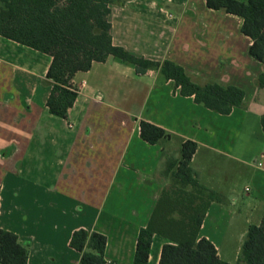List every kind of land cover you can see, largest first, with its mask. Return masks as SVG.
<instances>
[{
  "label": "crops",
  "instance_id": "0c3cea01",
  "mask_svg": "<svg viewBox=\"0 0 264 264\" xmlns=\"http://www.w3.org/2000/svg\"><path fill=\"white\" fill-rule=\"evenodd\" d=\"M114 46L171 61L199 84L241 89L228 115L179 94L159 69L138 74L113 57L71 80L77 97L67 119L49 113L51 57L0 36V229L27 249V264H81L69 245L83 229L106 238L104 259L133 264L138 233L163 189L180 185L167 165L181 143H196L190 167L215 193L199 228L218 257L238 261L248 227L264 216V65L249 53L242 18L204 0H113ZM169 137L149 144L139 122ZM167 239L154 234L147 264H159Z\"/></svg>",
  "mask_w": 264,
  "mask_h": 264
},
{
  "label": "trees",
  "instance_id": "16d2710c",
  "mask_svg": "<svg viewBox=\"0 0 264 264\" xmlns=\"http://www.w3.org/2000/svg\"><path fill=\"white\" fill-rule=\"evenodd\" d=\"M208 8L224 10L242 18L241 32L251 40L249 55L264 65V0H204ZM113 0H0V36L33 48L51 57L46 73L50 92L46 107L50 114L67 119L77 97L71 80L79 71H87L93 62L113 57L135 67L138 74L159 69L174 82L179 94L193 97L195 103L222 115L242 107L243 91L217 83L199 84L189 78L182 67L165 60H145L111 41L109 22ZM264 88V72L256 80ZM264 130V115L260 117ZM140 138L158 144L169 137L162 128L139 122ZM197 145L181 143L180 159H170L167 171L182 187L163 189L147 225L137 237L133 264H147L151 240L158 234L167 243L162 246L159 264H230L222 261L213 244L199 237V228L215 193L198 182L190 161ZM69 245L80 253L81 264H113L104 259L106 238L83 229L72 233ZM27 249L12 232L0 229V264H27ZM235 264H264V216L258 225L248 227Z\"/></svg>",
  "mask_w": 264,
  "mask_h": 264
},
{
  "label": "rangeland",
  "instance_id": "374dc122",
  "mask_svg": "<svg viewBox=\"0 0 264 264\" xmlns=\"http://www.w3.org/2000/svg\"><path fill=\"white\" fill-rule=\"evenodd\" d=\"M171 186H175V187H178V185H175V184H173V185L171 184Z\"/></svg>",
  "mask_w": 264,
  "mask_h": 264
}]
</instances>
